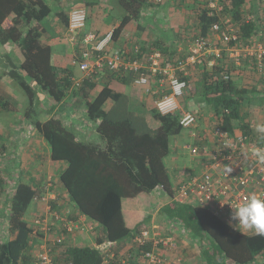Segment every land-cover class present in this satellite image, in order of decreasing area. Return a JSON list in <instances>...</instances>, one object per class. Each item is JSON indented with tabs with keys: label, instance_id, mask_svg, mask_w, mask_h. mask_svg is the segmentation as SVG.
Wrapping results in <instances>:
<instances>
[{
	"label": "trees",
	"instance_id": "1",
	"mask_svg": "<svg viewBox=\"0 0 264 264\" xmlns=\"http://www.w3.org/2000/svg\"><path fill=\"white\" fill-rule=\"evenodd\" d=\"M85 1L81 0L83 3ZM168 1H172L173 7L179 2V8L188 11L185 10L188 5L182 3L186 0H164L166 4ZM251 1L225 0L224 3L226 15L240 24L244 40L251 38L257 29L255 23L246 24L244 21ZM74 2L77 0H0V52L8 44H13L16 46L15 52L22 55L19 69L24 75L17 70L9 76L18 82L29 100L26 117L32 120L35 129L48 144L50 159L66 165L59 182L68 193V201L80 216L101 227L96 235L95 246H78L73 238L77 230L69 233L53 216V213L60 215L61 212L57 208L53 209V206L49 207L53 218V221H48L50 237L67 236L52 250L55 264H104V254L95 247L105 243L114 245L119 258L117 247L131 241L142 229L141 224L134 229L126 225L123 201L144 202L143 199L147 197L145 202L149 203V198L157 189L163 190L172 201L163 210L168 221L189 234L205 238L201 249L204 264H255L258 258L264 264V232L249 235L235 230L212 211L192 204H181L176 200L177 188L165 159L171 153L172 140L185 130L180 125V112L164 116L153 106L150 116H140L131 109L128 95L114 90L109 84L98 91L100 83L96 79L97 75L89 78L77 76L76 71L79 69L74 61H79L76 57L80 54L84 35L79 37L80 43L76 45L73 61L66 67L55 64L53 48L42 38L45 35H60V26L61 30H68L69 13L63 4ZM165 3L157 4L156 0H117L116 6L122 10L123 16L119 19V25L112 30V41L119 42L133 26L138 31H144L141 24L144 12L153 5L163 7ZM192 4L195 37L210 35V27L218 21L217 16H209L205 0H194ZM150 51H159L170 59L175 55V50L170 54L169 45L161 39L145 44L138 55H134L133 51L125 55L142 59ZM248 64L256 70L254 61H248ZM198 68L201 72L198 86H194L188 77L178 74L188 83V89L181 99L184 109L188 110L187 102L194 99L210 111L214 118L212 129L219 126L232 135L239 130L253 137L255 134L247 107L255 100L258 102L264 92L258 87L251 90L243 88L233 77L223 80L222 74L231 75L237 69L235 65H228L225 69L220 65ZM112 74L118 81L128 85L134 83L135 76L132 73ZM78 81L79 85L76 84ZM37 90L45 93L54 103L52 109L41 115L36 110ZM70 95L83 104L86 119L103 138V146L79 139L77 133L68 128L63 115L59 116L58 105L62 104L66 108ZM252 96H256V99ZM12 110L14 106L0 94V112ZM203 132L207 133L208 130ZM40 196V188L33 184L20 182L17 185L7 222L10 235L8 239L0 240V264H35L34 238L44 235L34 233L25 216ZM207 238L211 242L210 246L204 244ZM144 249L149 250L150 246L133 249V264L141 261ZM110 264L118 263L113 260Z\"/></svg>",
	"mask_w": 264,
	"mask_h": 264
},
{
	"label": "built area",
	"instance_id": "2",
	"mask_svg": "<svg viewBox=\"0 0 264 264\" xmlns=\"http://www.w3.org/2000/svg\"><path fill=\"white\" fill-rule=\"evenodd\" d=\"M205 1L209 16H217L218 21L211 25L210 35L193 39L191 52L184 60H176L174 63L159 51H150L143 59L128 57L119 50L110 52L113 32L102 39L93 31L86 33L88 11L84 7H74L69 11L68 39L76 46L80 43L79 37L84 35L80 54L76 57L79 61H74L83 77H94L104 69L112 73H132L135 76L134 83L145 88L147 94L155 99V108L159 114L165 116L181 113L180 125L184 129L195 130L194 137H200V146H188L187 149L191 150L192 155L200 154L204 160L200 163L203 168L200 175L183 176L177 186L176 200L181 204L208 209L235 230L252 235L259 231L243 227L231 217L233 210L253 194L264 197V163H259L252 155V149L264 147V140L259 133L249 137L238 130L232 135L219 126L207 133H198V116L191 110H183L180 105L188 83L177 73L181 72L188 77L190 69L200 66L211 68L220 65L225 69L228 65L240 67L245 62L254 61L255 71L264 85V0H252L248 4L244 21L246 24L255 23L257 29L251 38L245 40L242 39L240 24L225 13V0ZM139 51L140 48L136 47L135 52ZM231 77L222 74L223 80ZM155 80L158 84L153 86ZM79 82L76 84L79 85ZM224 166H231V173L226 175ZM53 214L56 222L62 223L69 233L76 231L75 223ZM48 221H39L40 230L34 232H42L49 237L41 245L35 264H55L52 250L67 239L66 235L50 237ZM89 230H94V227L83 225L79 229L82 233ZM129 243L131 249L150 246L149 250L142 251V259L137 261L138 264H181V259L168 257V253L176 247V240L161 229L142 228ZM95 248L104 254V264H110L113 260L118 264H133V255H120L118 258L113 244L105 243Z\"/></svg>",
	"mask_w": 264,
	"mask_h": 264
},
{
	"label": "crops",
	"instance_id": "3",
	"mask_svg": "<svg viewBox=\"0 0 264 264\" xmlns=\"http://www.w3.org/2000/svg\"><path fill=\"white\" fill-rule=\"evenodd\" d=\"M104 1L106 2L107 0ZM77 2H79V4ZM77 2H74L75 4L68 3L67 5L66 3L63 5L64 7H66L65 9L68 13L73 7L83 6L85 7V9L86 7L90 9L89 6L91 5V9L88 13L91 28L86 29V33L93 31L98 35L99 39H102L104 36H106L107 33L112 31L119 25V20H112V22L108 23V25L104 23L103 16H106L110 13V6H106L100 1L97 4L93 0H88V4H85L86 2H81V0H77ZM156 2L157 4H160L158 0H156ZM166 5H168L166 9H169L168 14L169 16H173L174 21V19L176 18V14L173 15L172 13H174L176 9L172 8V1L171 3L170 1H168ZM153 6L154 7L149 8V10L147 9L144 12V17H156V15H164L167 11L161 6L160 7L162 8V10H159L155 5ZM94 8L95 12L93 11ZM96 9L98 10V12H96ZM94 14H97V18L94 17ZM175 20L177 21V19ZM60 27L58 28V31L61 32L60 35H57L56 37L45 35L42 40L46 44H50L52 46L53 59L55 64L66 67L76 57L77 47L73 46L70 43L68 39V30H61ZM142 27L144 28V31L142 32L138 31L137 27L135 26H133L132 28L130 27L119 42L112 41L109 46V50H111L110 52L119 50L125 54L126 52L133 51L134 55H138V53L135 52L136 47H139L141 50V48L145 44L149 45L155 40L160 39L155 37V29L153 27L151 31L149 30L150 25L146 26L142 24ZM174 29H177L179 32L178 33L175 31L176 34H181L179 30L183 31L184 33V29H181V27L177 24L173 28V30ZM161 40L166 43L163 39ZM177 43L180 44L181 42L177 41ZM170 44L172 45V43ZM169 47L171 54L172 46L169 45ZM177 47L180 48L181 46L177 45ZM3 50L4 51H2L1 49L2 52H0V94L3 95L6 100L14 106V110L10 112H0V148L3 147L2 151L0 149V218L5 217L6 221L8 220L11 199L14 195L17 185L20 182L33 184L35 187L40 188L41 196L40 198H38V200H35L32 203L33 206L31 205L29 211L27 212L30 221L33 224H30L31 227L34 230L39 231V221H41V223L43 219H48L49 222L53 221L52 214L49 212V207L53 206V209L57 208L56 210L61 212V218L75 223V227L77 230L76 236L79 234L81 235L82 232L79 231V229H81L82 226L85 225L84 223L90 224L91 222L87 223V219L78 214L74 205H72L68 201V193L66 189L59 182V176L66 168V165L59 162H53L50 159L49 146L40 135V133L35 129L32 120L26 117V110H24L26 108L24 107L22 110H20L18 106L15 107V99L10 96V93L8 92L10 89H8L7 84L11 80V77L9 76L11 72L18 70L21 75H24L19 69V65H21L22 60L20 61L18 56H16L18 53L15 52V45L8 44ZM182 52L183 51H181V53ZM186 52H191V49L187 48ZM237 69L236 71H232L231 76L236 81H239L241 85L242 83H244L243 88L251 90L258 87L259 90L261 89V78L255 71V69L248 64V62L244 63V65L240 67H237ZM197 70L199 71L200 68L197 67L196 69H190L191 72L188 78L190 79L191 83L194 80H198L196 79ZM179 73L181 72H178L177 74ZM76 75L83 76L78 70L76 71ZM112 75V72H109L107 69H104L97 74L96 79L100 83L98 86V91L101 90L104 85L109 84L114 90L121 92L122 90H118V88H115L114 84H117L123 89L121 93L129 96L131 102L130 106L133 111H135L140 116H150L152 113L151 110L153 109V106H155V99L153 100V97L147 94L146 89L137 86L135 83L128 85L126 83H123L122 81H118V79L114 78V75ZM157 84L158 83L156 82V84H153V86H156ZM37 92L38 105H36V110L38 111V114L41 115L43 112L52 109L54 103L42 91L37 90ZM251 95L252 94H250V96ZM252 97L253 99H256V96ZM256 103L257 100L252 102V104L247 107L254 133H257L255 130L257 124H264V107L260 108L258 105H256ZM61 105L62 104L58 105L57 110L59 116L63 115V117L65 118L68 128L73 129L77 133L79 139H81L82 141L93 144L92 141L89 140V138H91V132L94 133L96 131L95 127L92 126L91 123L86 119V113L83 104L80 103L77 98L70 95V97L67 99L66 108L64 107V105ZM200 105L201 104L197 103L194 99H190L187 105L188 110H191L198 116L199 121L198 128L196 130L198 133H201L202 130L205 131V129L208 128V120H214V118L211 116V118L205 117L207 118V121H205V115L202 114V112H204L202 107L205 108V106ZM261 110L263 111V115L261 116L260 114L259 116L258 111ZM55 114H57V112H55ZM206 130L209 131V129ZM194 140L195 143H199L200 137H194ZM99 144L100 146H103L101 142ZM8 145H13V152L10 153L11 157L9 158V160L5 162L6 154H9L7 153ZM180 176L181 174H177V183L174 184L176 188L182 180L179 179ZM160 190L161 189H157L156 192L157 194H159L158 200H154L149 203L135 202L133 200L123 201V213L126 225L130 229H134L137 227V225L140 224L142 225V228L148 230H151L153 228L161 229L167 236H171L176 240V247L173 249V251L168 253V257L170 259H177L179 257V259H181V263L183 262V264H193L191 255H195L196 253L197 259L201 258L197 260L198 264H204L205 260L201 252L202 241L199 246L195 247L187 240L190 239L189 237H191V233L189 234L188 231L177 227L173 223L168 221L167 217L163 214V210L164 207L171 204L172 201L165 195L164 191ZM91 226L95 229L91 232L94 233L92 246H95V239L98 231L96 230L97 228H95L94 225ZM91 233L89 234L91 235ZM40 234L44 235L42 232H40ZM84 234H87V232H85ZM75 237L73 238L76 240ZM37 239L38 242H36V239L34 238V257L39 254L41 245L45 240H49V237H46L44 235V237L39 236L37 237ZM205 243L206 241L204 242V244ZM117 250L119 251L120 255H123L125 257H129L133 253V249H131L129 241L121 243L117 247Z\"/></svg>",
	"mask_w": 264,
	"mask_h": 264
},
{
	"label": "rangeland",
	"instance_id": "4",
	"mask_svg": "<svg viewBox=\"0 0 264 264\" xmlns=\"http://www.w3.org/2000/svg\"><path fill=\"white\" fill-rule=\"evenodd\" d=\"M87 1L88 0L85 1L86 2L85 4H88ZM93 1H95L97 4L100 1L102 4H105L106 6L111 7L110 13L106 16H103V20H104V23L106 25H108V23L112 22V20H119L123 16L122 10L116 6L117 0H107L106 2L104 0L103 1L102 0H93ZM160 3L163 4L164 0H162ZM182 3H183V5H188V7L186 6L187 8L185 9V10H188L187 12H184L183 11L184 9L181 10L182 7L179 8V6H180L179 2L176 4V7L172 6V8L178 9V10L176 9L175 12L172 13L173 15L176 14L175 19H177V21L175 19L173 21V16H169V14H168L169 9L168 10L166 9L168 7L169 3H168V5H166V3H165V5L162 7L163 9L167 10L164 15H156V17H154V16L144 17V19L141 22V24H143V25H146V26L150 25V27H149L150 31L152 30V27H153L155 29V33H154L155 37L163 39L167 45L172 46V50H175V55L172 58L173 63L176 60H184L190 54V52L187 53L186 50H187V48L191 49L192 45H190V44L193 43V39L195 38V35H196L195 24H194V13L191 10V7H193V4H192L193 0H186L185 3H184V1ZM67 5H68V3H67ZM89 8L91 9V6H89ZM162 8L160 6L158 7L159 10H162ZM86 9L89 13L90 9H88L87 7H86ZM93 11L95 12V8L93 9ZM96 12H98L97 9H96ZM94 17L97 18V14ZM171 17H172V19H171ZM176 24L179 25L181 27V29H184V33L181 30H179L181 34L175 33V31L178 32L177 29L173 30V28L176 26ZM89 28H91V25H90V22L88 19L86 29H89ZM168 39H169V41H168ZM177 41H180L181 43L178 44ZM170 43H172V45ZM177 45H180L181 47L179 48V47H177ZM180 49H181V51H183L182 53H181ZM16 56H18L20 61L23 59L21 53L17 54ZM165 56H168V55L165 54ZM196 79H198V80L197 81L194 80L192 82L194 84V86H198L200 83V80H201L200 70L196 71ZM261 80L262 79H260V83L262 82ZM261 84L262 85L260 86V88L264 92L263 83H261ZM7 85H8V89H10L8 91L10 93V96H12V98L15 99V101H14L15 107L18 106L20 110H22L25 107L26 109H24V110L27 111L29 109L28 108L29 107V100H28L25 92L21 88V86L18 84V82L11 78L10 82ZM243 85H244V83H242V86ZM114 86H115V88H118V90L123 91V89L119 85L114 84ZM180 105H181L182 109L184 110L185 107H184V104H182V101H180ZM187 105H188V102H187ZM256 105H258L260 108L264 107V95L261 96L260 100L256 103ZM202 109L204 110V112H202V114L205 115L204 118L205 117L211 118V115H210L211 113L208 110V108L202 107ZM258 113H259V116H260V114H261V116L263 115L262 110L258 111ZM207 118H205V121H207L206 120ZM207 123H208V128H206V129H212V124H213L212 121L208 120ZM198 131H199V129H198ZM194 132H195V130H193V129H185V130H183V132L180 135H178L177 137H175L172 140L171 153L165 159V164L168 168L169 173L171 174L173 184L177 183V174H181L179 179H182L183 176H187L189 174L200 175L201 172H203V168L201 169L200 163H201V160H204V159L201 158L200 154L199 155H192L191 150L187 149L188 146L194 147L197 144H198V146H200L199 145L200 142L195 143L194 136H193ZM202 132H203V130H202ZM89 140L92 141V143L95 145L96 144L98 145L100 142L104 145L103 138L100 135H98L96 132H94V133L91 132V138H89ZM12 148H13V145L7 146V153H9V154H6V161L5 162H7L9 160V158L11 157L10 153L13 152ZM0 149L2 151L3 147ZM158 198H159V194L155 193V194L151 195V197L149 198L150 199L149 201L152 202L154 200H158ZM143 200L147 201L148 199L146 197ZM25 218L29 222V224H32L28 214H26ZM7 221H6L5 217L0 218V240H6L8 235H10V231H9V227L7 225ZM87 223H90V220H87ZM91 223L90 224L84 223V224L86 225V227L94 225L95 228H97L96 229L97 231H99V229H101V227L98 224H96L94 222H91ZM92 231L93 230H89L87 232V234L82 233L81 235L80 234L77 235L75 237L76 238V240H75L76 245H78V246H92V244H93L92 241H93V236H94V233H91ZM89 233H91V235ZM13 236H15V235H13ZM189 238L190 239H187V240L192 245H194L195 247L199 246L201 244V241L205 240V238L203 236L198 237V235H195L193 233L191 234V237H189ZM35 239H36L35 241L38 242V239L37 238H35ZM207 239H208V241L206 240V243L208 244V246H210L211 242H210L209 238H207ZM191 258L193 259V264H198L197 260L201 259V258L197 259L196 253H195V255H191ZM178 259H179V257L177 258V260ZM183 260H186V259H183ZM260 263L263 264V260L258 258V260L256 261L255 264H260ZM181 264H183V262Z\"/></svg>",
	"mask_w": 264,
	"mask_h": 264
},
{
	"label": "clouds",
	"instance_id": "5",
	"mask_svg": "<svg viewBox=\"0 0 264 264\" xmlns=\"http://www.w3.org/2000/svg\"><path fill=\"white\" fill-rule=\"evenodd\" d=\"M255 130L261 134L260 138L264 140V124H257ZM252 155L259 163H264V147L252 149ZM232 170L231 166H224L226 175L231 173ZM231 218L238 221V224L243 227L264 232V197L253 194L233 210Z\"/></svg>",
	"mask_w": 264,
	"mask_h": 264
}]
</instances>
